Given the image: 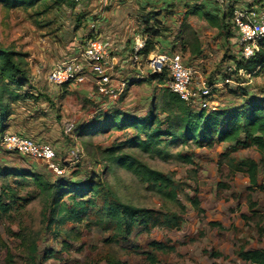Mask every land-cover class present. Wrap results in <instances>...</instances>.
<instances>
[{"label":"rangeland","instance_id":"1","mask_svg":"<svg viewBox=\"0 0 264 264\" xmlns=\"http://www.w3.org/2000/svg\"><path fill=\"white\" fill-rule=\"evenodd\" d=\"M174 1L175 15L173 20L166 19L168 22L162 24L163 34L158 37V46H163L164 49H180L184 60L196 63L207 79L218 75L224 65L231 63L227 60L230 45L224 42L223 37L218 36L217 30L210 33L204 30L208 29L205 24L203 28L195 20L192 22L195 23L194 27L202 32L200 40L203 53L198 57L190 56L180 36L184 13L180 10L192 8L200 0H187L189 7L184 6L183 1ZM236 1L237 4H245L264 0ZM122 4L123 0H81L73 10L53 9L52 13L44 17L43 21L50 23L43 28L18 8L7 9L0 5V45L13 46L25 54L31 88L25 86L21 92L27 91L33 95V98L21 99L12 104V115L7 119L10 128L6 132L20 133L52 144L56 149L54 163L64 171L56 174L45 161L9 152L1 146L0 164L12 169L19 167L30 173H39L50 181L64 178L62 181H79L81 184L92 181L100 186L105 182L122 202L164 214H176L181 219L179 227L167 228L160 225L149 231L134 229L119 244L109 243L106 240L110 238L111 232L106 230L95 208L89 210L80 223L66 222L57 225L54 222L48 226L42 213L44 197L38 194L31 182L10 177L7 182L15 189L18 200L8 214H0V264H27L26 249L30 242H35L37 246L34 264H107V259L112 257L127 264H151L146 258L147 253L157 257L156 264H249L241 260L236 251L239 246H244L245 249L264 248V231L259 235L257 230V225H262L264 220L258 222L257 218L250 217L247 208V176L243 173L231 175L227 159L256 161L259 164L258 183L264 186V158L253 147L240 148L232 143H217L210 148L196 147L174 140L165 146L168 156L160 159L125 145L123 150L137 153L150 168L172 177L177 185L175 202L151 190L147 184L122 167H112L105 173L102 164L87 156L79 133H75L77 124H87L95 117H101L98 115L115 110L136 114L142 118L148 113L150 105L159 104L163 82L145 81L150 86H146L141 93L139 90L126 91L123 100H120V96L117 99L100 97L103 104L108 103L107 106L100 107L87 98L76 97L74 102H62L59 97L63 90H55L46 81L52 66L75 54L82 41L90 36L101 40L106 45L108 56H112L113 52L108 43L115 42V39L105 37L115 30L134 26V20L130 21L128 18L130 15L134 18V9L139 8L131 5L121 12ZM216 4L218 5L217 0ZM130 31L134 32L133 28ZM130 37L118 41L123 43V50ZM230 51L232 52V48ZM133 77L134 75L128 76L126 79ZM114 79L117 83L123 81L115 76ZM140 84L142 82L137 81L134 87ZM242 85L245 86H241L244 88V96L239 94L241 89L237 94L230 93L228 89L226 92L222 90L217 93L213 98L216 107L226 109L239 106L246 100L264 99V68ZM129 88L128 85L127 90ZM142 98L146 100L141 105L139 99ZM93 109L99 111L93 114ZM158 116L160 119L165 117L160 112ZM66 123L74 125V134L63 132ZM132 134L131 129L111 130L93 135L90 143L97 152L100 148L124 142ZM74 141H77L78 150H81L77 157H74L76 152L72 156L75 150ZM177 153L190 157L192 162L186 163L178 159ZM251 196L257 202V209L264 214V190H254ZM195 197L203 212H198L191 205L190 199ZM65 199L64 197L63 200ZM100 203L101 199H98L97 205ZM241 215L249 218H242ZM55 217L56 215L54 219ZM209 222H219L222 228L210 226ZM151 241L163 242L173 246V249L165 252L153 251L149 246ZM46 251H52V254L45 257ZM7 253L10 255L9 260Z\"/></svg>","mask_w":264,"mask_h":264},{"label":"trees","instance_id":"2","mask_svg":"<svg viewBox=\"0 0 264 264\" xmlns=\"http://www.w3.org/2000/svg\"><path fill=\"white\" fill-rule=\"evenodd\" d=\"M81 0H0V5L7 9L18 8L35 23L43 28L46 23L44 17L53 12V9H75ZM140 9L144 28L140 34L146 38L145 47L140 52L144 58L155 49L158 37L163 34L162 24L165 25L166 16L175 15L176 2L174 0H142ZM234 2V1H233ZM151 9L146 10L147 7ZM232 4L222 9L216 4L213 7H206L203 0L192 8H186L181 21L180 36L185 44L186 50L192 57L201 55L200 41L194 30L187 24L186 17L189 15L202 19L206 24L217 30V34L228 43L232 36L229 31V18L232 13ZM173 13V14H172ZM40 19V20H39ZM163 47V46H162ZM264 48L257 54L256 60L245 64L236 63L237 68L243 67L253 71L260 66L259 71L264 68ZM257 71L255 75L259 72ZM254 75V76H255ZM165 73L152 74L139 80L148 83L157 81L164 83ZM137 82V81H136ZM135 83V82H133ZM162 83V84H163ZM25 86L29 88V75L26 69L25 54L16 50L13 46L0 45V136L7 129V119L12 115V104L25 99L33 98L30 92H21ZM239 89H230V93H238ZM127 89L119 97L123 99ZM63 91L61 96H64ZM244 96V91L241 93ZM158 112L165 117L160 119ZM93 121L77 127L76 133L81 138L84 152L96 163L102 164L104 172H109L112 167H122L134 174L147 187L156 191L161 196L177 202V185L168 174L150 168L144 163L135 152L123 150L126 145L129 148L148 154L151 157L164 159L168 156L165 146L174 140H180L182 144H192L196 147H213L217 143H232L235 147H253L257 153L264 158V99L246 100L239 106L205 111L195 109L182 101L175 93L164 87L159 96V104L150 105L146 116L142 118L131 117L119 110L111 111L104 115H98ZM131 129L133 134L124 142L113 144L108 148H100L94 151L90 139L93 135L111 130L123 131ZM166 137V139H164ZM163 144V146H161ZM161 146V147H160ZM178 159L191 163L188 156L176 154ZM227 166L230 174L243 173L247 176L249 191L247 195V208L251 218H257L258 222L264 220V214L257 209V202L252 199L251 193L254 190H264V186L258 183L259 164L252 159L234 160L227 159ZM20 178L22 181L31 182L38 194L44 197L42 213L47 219V225L57 223L62 225L66 222L80 223L89 210L95 208L106 226L111 232L106 242L119 244L121 240L127 239L134 229L149 231L150 229L163 225L167 228H177L180 224V217L173 213H161L149 208L138 207L122 202L113 193L107 183L100 184L89 181L85 184L79 181H62L56 179L50 181L39 173H30L23 168H9L0 164V214H8L17 202L15 189L7 180ZM66 198L63 200V198ZM101 199L98 206L97 200ZM191 205L198 212H203L199 207V201L195 197L190 199ZM54 215H56L54 219ZM242 218L249 217L241 215ZM210 226L222 228L219 222H209ZM258 224V223H257ZM259 235L264 231V222L257 225ZM149 246L153 251L165 252L173 249L163 242L151 241ZM27 264H34L37 258V246L35 242L27 245ZM52 251H46L45 257L50 256ZM236 255L249 264H264V248L245 249L239 246ZM9 260V253H7ZM151 264L158 262L157 257L152 253L146 254ZM107 264H127L115 257L108 258Z\"/></svg>","mask_w":264,"mask_h":264},{"label":"built area","instance_id":"3","mask_svg":"<svg viewBox=\"0 0 264 264\" xmlns=\"http://www.w3.org/2000/svg\"><path fill=\"white\" fill-rule=\"evenodd\" d=\"M217 2L222 9L227 8L229 4L233 6L228 21L229 31L232 34L228 45L232 48V52L229 47L227 60L231 63L224 65L218 75L207 79L196 63L184 60L180 49H164L156 45L155 49L144 58L140 52L145 47L146 38L141 34L135 35L128 42V50L124 52L130 65L145 60L150 73H165L164 87L192 108L207 112L218 109L216 102L213 101L217 93L245 87L242 84H246L247 80L259 71L260 66L248 71L243 67L237 68L236 63L245 64L255 61L260 49L264 48V1L245 4H237L236 0H217ZM105 46L96 36L88 37L78 46L75 54L52 66L46 77L47 83L60 89L83 84L89 77L96 95L117 99L128 85L144 77L138 74L139 76L133 77L132 80L125 79L114 87L112 85L114 76L123 64L115 53L108 56ZM74 131L72 123L64 124V133L74 134ZM73 143L75 150L72 156L76 152L77 155L74 157H77L81 150H78L77 141ZM0 146L21 156L45 161L49 169L56 174L64 171L61 166L54 163L56 149L50 143L40 142L20 133H3L0 136Z\"/></svg>","mask_w":264,"mask_h":264},{"label":"crops","instance_id":"4","mask_svg":"<svg viewBox=\"0 0 264 264\" xmlns=\"http://www.w3.org/2000/svg\"><path fill=\"white\" fill-rule=\"evenodd\" d=\"M179 1H180V3H181V1H183L184 6L189 7V3H187L188 2L187 0H179ZM142 2H143L142 0H129V1L128 0H123V4H122L123 6L120 7L121 12H124L126 10V8L128 9L129 7H131V5H135V7L138 6L140 8L141 5L144 4ZM203 3L205 4L206 7H209V6L213 7V5H215V0H203ZM139 8H138V10L136 9L137 11L134 9V13L136 14V15L134 14V18L131 15H130V18H128L130 21L134 20V26L131 25V26H128L129 28H125L123 30H115V31H113L110 34L107 33V34H109V36L108 37L106 36L105 38L111 37V38L115 39V42H118L119 40H123L125 37L131 36L130 39H129V41H130L135 35L140 34L142 29L144 28L143 27L144 23H143V20L141 19L142 18V14L144 13V11L143 10H139ZM149 9H151L150 6L146 8V10H149ZM185 10H186V8L184 10H180V12H183ZM166 19L173 20V16H171V15L166 16L164 18V22L165 23L168 22V20L166 21ZM195 20L198 21L200 24H202L203 28H204L203 24H205L207 26L208 29H204V30L210 31V33L214 30V28L209 27L204 20L199 19V18H197L196 16H193V15L187 16L186 17V21L188 22V24H190L193 27V30L196 33V35L199 38V40L201 39L200 33H202V32L200 30H198L196 27H194L195 23H192V22L195 21ZM131 28H133L134 32L130 31ZM215 36L217 37L216 34H215ZM115 42L108 43L109 44V49H111L112 52L115 53V55H117V57H119L122 60V64H123L121 66V68L119 69V71L116 72V74H115L116 78H118L121 81L122 79L125 80L128 76L130 77V76L134 75V77H135V76H139L138 74H141L142 77L145 78L148 75H150V71L148 70L147 66L145 65V60H142L139 63H135L133 65H130L128 63V61H127V59H128L127 55L125 54L126 50H128L127 45H126V48L123 50V48H124L123 43H121V41L118 42V43H115ZM200 49H201V53H203V48H201V40H200ZM119 84H120V82L117 83L115 79L113 80L112 85L114 87H117ZM134 85H135V83L130 84L129 85L130 88L127 91L130 92L131 90H139V93H141V92H143V90H145L144 88H146V86H150L145 81H142V84H140V86H135L134 87ZM135 88H137V89H135ZM55 90L66 91L64 96L60 95V97H59L62 102H71V101L74 102V101L77 100L76 97H78L80 99L87 98L91 102H95V103L99 104L100 107L108 105V103L103 104L104 102L101 100V98L94 93V89H93V85H92V82H91V78H89V77L86 80V82L83 83V84H76V85H73V86H70V87H65V88L62 87L60 89L55 88ZM63 91H62V93H63ZM125 96H126V94L124 95L123 99L125 98ZM139 100H140L139 101L140 104L142 105V104L145 103L146 99L142 98V99H139ZM99 109H93V111H91V113H93V114L97 113L99 111ZM64 112L66 113L65 109H64ZM123 113L128 115V116H131V117H137V118L141 117V116L136 115V114L126 113V112H123ZM146 114L143 115L142 117L146 116ZM81 125H84V123L83 124L79 123L76 126L79 127ZM7 128H10L9 124H7ZM4 133H8V132H6V130H5Z\"/></svg>","mask_w":264,"mask_h":264}]
</instances>
